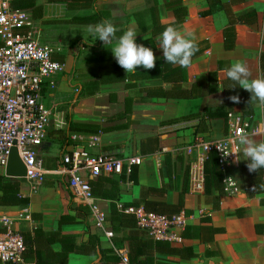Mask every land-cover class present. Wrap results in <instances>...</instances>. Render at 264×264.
Listing matches in <instances>:
<instances>
[{
    "label": "crops",
    "instance_id": "1",
    "mask_svg": "<svg viewBox=\"0 0 264 264\" xmlns=\"http://www.w3.org/2000/svg\"><path fill=\"white\" fill-rule=\"evenodd\" d=\"M172 1L35 0V7L25 10L39 40L54 48L53 60L64 65L63 72L54 77L55 87L43 90V102L69 113L80 128L101 130L98 143L89 147L90 134L72 132L82 139L68 138V144L62 145L60 132L49 128L44 143L35 147L36 161L53 170L59 155L72 149L117 158L139 156L141 163L124 164L121 174H101L89 180L97 194L93 196L106 213L108 229L112 230L108 217L119 204L144 208V203L150 209L172 210L180 202L188 222L180 232L182 241L171 242L181 248L179 255L160 254L152 244L154 264H264V169L250 173L241 152L239 163L234 162V155L227 168L237 182L236 194L205 189L202 194H190L189 158L183 151L196 135L206 139L225 135L230 111L264 123V107L258 102L249 104L251 94L239 85L231 88L234 82L226 75L227 68L242 61L251 72L250 80L264 77V0H236L234 4L231 0H178L176 16L166 7ZM222 4L230 7L232 22L219 8ZM211 5L215 7L211 13L202 16ZM95 11L101 13L97 22L82 19ZM105 18L117 27V38L134 27L138 44L155 46V68L139 67L126 74L110 52L116 41L104 45L87 30ZM170 25L195 36L199 51L189 68L164 63L158 38ZM234 95L239 96V103L229 100ZM249 137L264 139V135ZM20 194L29 203L0 206V213L22 212L15 225L20 234L36 236V244L37 229L57 239L45 247L49 251L61 250L58 239L62 236L71 237L64 238L66 244L85 243L82 252L68 253L66 264H91L95 242H87L89 237L101 247L112 245V237L108 239L94 227L89 208L71 197L64 177L46 175L35 192L28 182L20 181Z\"/></svg>",
    "mask_w": 264,
    "mask_h": 264
},
{
    "label": "built area",
    "instance_id": "2",
    "mask_svg": "<svg viewBox=\"0 0 264 264\" xmlns=\"http://www.w3.org/2000/svg\"><path fill=\"white\" fill-rule=\"evenodd\" d=\"M11 0H0V171L4 172L10 149L15 147L26 167V180L35 192L48 174L66 179L71 197L89 208L94 227L110 239L114 233L106 227V213L92 194L89 180L101 174H121L123 165H139V156L117 158L108 153L93 154L86 149H72L59 155L53 170L44 169L36 161L35 147L44 143L49 128L63 130L67 127L66 113L56 104L46 105L42 92L46 86L55 87L54 77L63 72L64 65L53 60L54 48L44 44L37 36L29 14L13 8ZM227 133L217 139L196 135L183 147L188 160L187 191L202 194L205 189V161L210 152L217 157L222 173V192L226 196L237 193L235 178L227 173L241 134L264 135L261 124L251 115L227 113ZM98 134L87 138V145L98 143ZM73 141L82 136L71 134ZM223 150V152L221 150ZM224 153V154H223ZM120 213L134 216L136 225L149 236L180 243V232L188 217L178 214L164 215L146 211L142 206L117 205ZM200 214H206L199 210ZM22 212L0 213V263H20L25 250L22 235L15 225ZM122 264L127 263L125 249L118 251Z\"/></svg>",
    "mask_w": 264,
    "mask_h": 264
},
{
    "label": "trees",
    "instance_id": "3",
    "mask_svg": "<svg viewBox=\"0 0 264 264\" xmlns=\"http://www.w3.org/2000/svg\"><path fill=\"white\" fill-rule=\"evenodd\" d=\"M231 3H236V0H231ZM10 4L13 8L28 10L35 7V0H11ZM178 6L180 7V2L178 0L169 2L166 5L167 8L172 9L175 12V16L177 15ZM214 8V5H211L206 11L201 12V15H209ZM219 8L225 10L227 16L229 17V20L232 22L234 17L232 16L230 7L228 5L222 4L219 6ZM250 12H248L247 14L254 15V13L251 14ZM100 14L101 13L95 11V13H93L92 15L83 17L82 19L90 22H97V17ZM243 16L244 15H241L237 19L240 20ZM178 20L180 21L181 18ZM227 46L225 44V47ZM154 48L155 46H152L151 49L154 50ZM164 63L166 62L164 61ZM66 119L67 127L63 129V131L56 130V132H60V137H62L60 143L62 145L68 144V138L69 135L72 134V132L78 134H90L89 136H91L101 131L99 130V127L96 126H90L92 128L91 130L78 127L79 125H76L71 121L69 113H67ZM204 172L205 192H211L213 190H216L217 192L222 191V173L219 169L217 157L214 152L209 153L205 161ZM89 183L92 194L97 196V194L94 193L90 181ZM27 203H29V198L20 194V181L18 179H12L0 173V206H18ZM123 206L126 207L131 205L124 204ZM143 206L149 212L172 215L181 212L182 203L180 204L179 202L177 207H174V209L172 210L150 209L144 203ZM80 211V209H77L76 212L79 214ZM108 220L115 234L111 238L112 245L110 247H101L96 239H94V237H89L87 242H95V244L92 245V250L90 251V254L94 255V260L91 262V264H122V257L118 253V251L121 249L126 250L128 259L126 264H154V259L150 255V247L152 244L159 250L160 254L179 255V251L181 250V248L173 246L171 242L167 240L156 239L143 232L142 229L137 227L135 218L131 214L120 213L118 209H116L114 214L108 217ZM185 229L186 226L183 230ZM21 235L25 245V250L22 255V262L2 264H66L68 253L72 251L82 252L83 246L85 244L82 243L80 245H76L75 242L70 241H68L66 244L64 243V238L71 239V237L62 236L60 239H58L61 244V250L49 251V249H46L45 247L49 246V244L53 242H56L57 239H51L50 237H47L46 234L41 233L38 229L37 244L36 236L32 237L27 233ZM125 244L126 248L124 247Z\"/></svg>",
    "mask_w": 264,
    "mask_h": 264
},
{
    "label": "clouds",
    "instance_id": "4",
    "mask_svg": "<svg viewBox=\"0 0 264 264\" xmlns=\"http://www.w3.org/2000/svg\"><path fill=\"white\" fill-rule=\"evenodd\" d=\"M87 30L104 45H111L113 40L116 41L110 52L126 74L137 72L139 67L145 70L155 68L156 56L153 50L136 42L137 32L134 27H129L117 38V27L111 20L105 18L95 25H89ZM158 40L164 61L181 68H189L192 64V57L199 51L195 36L191 31L182 33L171 25L165 28ZM226 75L234 82L231 88L234 89L236 85H239L251 94L249 104L258 102L261 107H264V77L250 80L251 72L247 64L242 61H237L227 68ZM229 100L233 103L240 102L238 95L230 96ZM261 131L264 132V123L261 124ZM237 139L239 147L236 151L228 152L226 155L223 153L224 156L233 154L236 158L234 162L239 163L238 156L242 152L244 160L248 161L246 167L250 173L264 169V139L256 141L247 134H241Z\"/></svg>",
    "mask_w": 264,
    "mask_h": 264
},
{
    "label": "water",
    "instance_id": "5",
    "mask_svg": "<svg viewBox=\"0 0 264 264\" xmlns=\"http://www.w3.org/2000/svg\"><path fill=\"white\" fill-rule=\"evenodd\" d=\"M4 175L10 178H17L19 181L26 183V167L21 161L18 151L12 147L9 152L7 164L5 166Z\"/></svg>",
    "mask_w": 264,
    "mask_h": 264
}]
</instances>
